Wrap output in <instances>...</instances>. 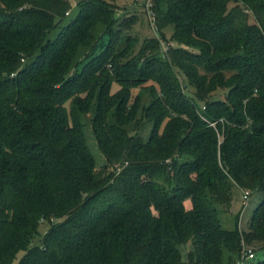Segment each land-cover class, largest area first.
Here are the masks:
<instances>
[{
  "label": "trees",
  "instance_id": "trees-1",
  "mask_svg": "<svg viewBox=\"0 0 264 264\" xmlns=\"http://www.w3.org/2000/svg\"><path fill=\"white\" fill-rule=\"evenodd\" d=\"M155 1L159 30L199 52L169 61L153 37L155 57L122 63L106 2L0 0V264H264V0ZM149 79L151 125L132 133L131 87ZM233 180L262 193L247 230L221 221Z\"/></svg>",
  "mask_w": 264,
  "mask_h": 264
},
{
  "label": "rangeland",
  "instance_id": "rangeland-1",
  "mask_svg": "<svg viewBox=\"0 0 264 264\" xmlns=\"http://www.w3.org/2000/svg\"><path fill=\"white\" fill-rule=\"evenodd\" d=\"M73 8H76L82 1L89 0H70ZM99 2H106L110 8L113 9L114 16L116 19L115 25L118 31L121 33L118 48L123 50L119 55L120 62L132 61L136 64H144L147 60L156 56V51L151 45V38L155 37L160 40L161 52L164 59L173 61L172 53L169 49L172 46H184L191 52H199V49L195 47L187 46L178 40L173 38L174 28L172 25H167L162 30L158 27V12L157 3L155 0H97ZM253 19V17H252ZM104 30V27L99 25L96 30V36L100 35ZM79 61L85 56L86 51L81 50L79 52ZM158 54V53H157ZM161 54V53H160ZM161 56V55H159ZM163 59V58H162ZM74 68V67H73ZM77 68V67H76ZM203 70L202 67H200ZM231 70H227L226 74L230 75ZM180 81L182 83V89L190 96H197L199 91L193 84L190 83L185 73L181 69L179 70ZM156 83L154 80L149 79L142 85L131 87L129 104L132 105L135 97H139L140 108L135 115L133 121L127 125V128L132 133H143L147 135L148 126L151 125L143 114V107L151 102L153 99V90ZM122 88L120 82L114 81L110 90V94L117 92ZM157 92V90H156ZM228 88L225 86H218L216 89L208 92L207 94L213 98H226ZM80 97H86V92L77 94ZM95 101V100H94ZM197 101L200 106L204 107V102L197 97ZM130 105L124 111L125 116L129 115ZM70 108V105L68 104ZM95 115V107L93 106L90 110L81 114L82 120L84 121V133L87 138L90 150L96 157L97 169H101L107 164L106 158L99 146L94 126L93 118ZM114 120V118H111ZM166 120H164L165 123ZM163 123V124H164ZM210 124L214 125V122ZM120 165H110V170H116ZM233 186L230 191L229 203H223L220 207V217L222 224L227 228H234L236 225V219L239 220L238 226L241 230H247L254 213L255 208L261 200L262 193L260 191H251L243 186L239 185L235 180L232 181ZM186 206L191 207L192 203L189 199L185 201ZM47 224L40 226L42 233L45 232ZM37 240V239H36ZM23 252L18 254L17 259L13 264H17L19 257ZM263 253H259L260 257H263Z\"/></svg>",
  "mask_w": 264,
  "mask_h": 264
},
{
  "label": "built area",
  "instance_id": "built-area-1",
  "mask_svg": "<svg viewBox=\"0 0 264 264\" xmlns=\"http://www.w3.org/2000/svg\"><path fill=\"white\" fill-rule=\"evenodd\" d=\"M252 257H254V252L251 250V249H249V251L248 252H246L245 254H244V259L245 258H252ZM239 264H243V260L242 261H240V263Z\"/></svg>",
  "mask_w": 264,
  "mask_h": 264
}]
</instances>
